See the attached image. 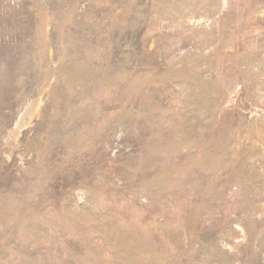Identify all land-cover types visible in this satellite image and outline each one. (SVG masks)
<instances>
[{"label": "rangeland", "instance_id": "374dc122", "mask_svg": "<svg viewBox=\"0 0 264 264\" xmlns=\"http://www.w3.org/2000/svg\"><path fill=\"white\" fill-rule=\"evenodd\" d=\"M0 264H264V0H0Z\"/></svg>", "mask_w": 264, "mask_h": 264}]
</instances>
